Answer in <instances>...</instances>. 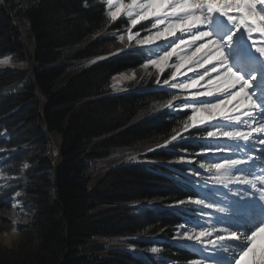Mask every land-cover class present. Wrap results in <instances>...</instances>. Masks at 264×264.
<instances>
[{"label":"trees","instance_id":"obj_1","mask_svg":"<svg viewBox=\"0 0 264 264\" xmlns=\"http://www.w3.org/2000/svg\"><path fill=\"white\" fill-rule=\"evenodd\" d=\"M106 13L105 0L0 2V55L31 62L30 68L0 66V171L4 176L0 230L13 224L10 196L14 192H23L22 206L29 215L18 223V243H0V264L158 262L150 252L131 251L128 243L103 247L106 253L97 255L89 251L94 247L88 248L95 236L126 238L144 249L159 243L172 264H184L195 256L172 241L139 238L145 233L172 236L191 206L173 212L169 205L196 194L186 181L168 175L170 170L163 164L123 162L120 157L89 187L90 161L114 150L125 151L123 156L137 153L139 158L168 161L181 149L194 154L205 143L198 140L204 130L182 132L189 112L164 107L171 93L154 86V77L131 82L127 91L113 92L111 77L128 68H135L140 76L143 56L139 49L110 53L115 35L127 29L120 20L127 19L121 17L113 26ZM141 24L143 28L137 25L133 30L148 31L150 24ZM91 58L95 59L63 80L76 61ZM177 131L186 138L156 147ZM52 136L59 140L55 161Z\"/></svg>","mask_w":264,"mask_h":264},{"label":"snow or ice","instance_id":"obj_2","mask_svg":"<svg viewBox=\"0 0 264 264\" xmlns=\"http://www.w3.org/2000/svg\"><path fill=\"white\" fill-rule=\"evenodd\" d=\"M106 3V16L110 24L115 26L119 18H127L126 21L121 19L120 23L127 24L129 45L134 42L143 47L154 45L158 41L167 45L166 50H162L154 58L146 59L142 67L151 66L156 69L157 86H161L160 75L171 68L170 77L164 79L162 84L171 89L185 90L192 98L181 102L182 109H190L192 113L184 122L182 131L187 132L197 125L212 128L207 131L206 137L215 142L203 146L200 154L211 155L221 161L209 165V171L214 170L216 175L205 179L201 174L204 165L193 167L194 161L188 152L178 153V159L174 161L187 165L189 171L185 178L188 186L194 189L204 188L209 180L212 185H222L225 188L232 184L236 188L231 190L236 191L237 195L243 192L244 196L264 203V171L257 174L255 170L257 163L264 158V0H106ZM217 15L231 28L223 40L216 39L207 27ZM150 18L154 21L151 28L156 31H150L143 37L140 32L133 31L137 25L143 28L141 22ZM178 32L186 35L187 39H180ZM240 33L244 34L255 53L254 60L242 58L249 65L248 71L235 69L224 54V47L230 46L234 36ZM253 34H259L261 39H254ZM169 37L177 38L169 40ZM119 39L124 41L125 36L120 35ZM174 56L177 63L169 64ZM198 68L203 69L202 74L195 72ZM182 69L194 72L195 78L186 79L182 83L175 82L178 76L185 75ZM200 97H212L215 102H205L198 99ZM175 100L177 97L174 95L165 107L175 111ZM221 123L223 127H218ZM185 138L177 131L170 140H165L163 145L156 147L165 148L170 143ZM226 141L239 142L241 147L233 151L226 146ZM233 156L237 158H231ZM24 167L27 168L28 165ZM21 198V192H14L10 196L12 206L16 207ZM206 199L188 195L186 199L175 200L169 207L177 212L182 211L184 206L198 205L203 206L202 214L209 215L226 211L218 203H206ZM204 210L211 212L205 213ZM198 227V231L195 228L192 231L183 230L182 238L200 245L203 253L209 249L214 250L225 242H232L230 246L235 249L234 264H264V250L259 253L255 250L257 236L264 233V222L249 232L234 231L229 227L211 230L202 225ZM237 244L243 246L237 247ZM158 251V247L151 248L152 253ZM194 264H208V261L203 256L194 261Z\"/></svg>","mask_w":264,"mask_h":264},{"label":"rangeland","instance_id":"obj_3","mask_svg":"<svg viewBox=\"0 0 264 264\" xmlns=\"http://www.w3.org/2000/svg\"><path fill=\"white\" fill-rule=\"evenodd\" d=\"M2 1L3 0H0V2H2ZM30 1H34V0H24L25 3H28ZM106 6H107V3H106ZM107 10H108V6H107ZM147 22L152 24L154 21L150 18ZM149 29L150 30L148 32L156 30V29H152L151 27ZM138 32H140V35L143 36L142 35L143 32L141 33L140 30H138ZM120 35H124L125 36V40L124 41H121L119 39ZM144 35H146V34H144ZM115 36H117L116 37V41L110 46V52L111 53H116V52H118L120 50H124V49H132V48L140 47L138 45H135L134 42H133L132 45L128 44L126 31L118 33ZM151 49L152 48H148V47H144L143 46L142 52L145 53L144 54V62L147 59L148 55L150 54ZM94 59L95 58L76 61V63L71 67V69L66 72L65 76L63 77V80L68 79L72 75V73H74L75 69H77V68H79L81 66L88 65ZM144 62H143V64H144ZM176 62H177V58L174 56L171 59L169 64H175ZM142 65L140 67V76L138 75V71L136 69H132V68L131 69L134 71V75L132 77H126L122 82H118V81L115 80L117 74L113 75L112 78H111V87H112L113 91L116 92V91H120V90H129L130 89L129 84L131 82H133V81H135V82L147 81L151 77H154V79L156 81V76H157L156 69L154 67H151V66L148 67V68H144V67H142ZM0 66L30 68L31 67V62L28 59H19V58H17L14 55H10V54H3L2 55L1 54L0 55ZM168 70H169L170 73H169V75L167 77L164 78L163 74L160 75L161 86H157L156 83L154 84V86L163 87L164 89L165 88L169 89L171 91V98L174 95L177 97V100L173 101L174 109H182L181 102L186 100V98L184 97V93L179 91L178 89H171L169 86H164L162 84L163 80L164 79H168L170 77V75H171L172 69L168 68L165 71H168ZM171 98L169 100H171ZM157 105H159V104L157 103ZM188 110H189V115H191L192 114L191 110L190 109H188ZM186 120H187V118L185 119V121ZM204 127H206V126L205 125H197L196 127L190 128L187 131L196 130V129L204 128ZM210 130H211V128L207 127L206 131H210ZM202 139L206 141L207 145L215 142L211 138H207L206 135ZM52 140H53V143H55V145L59 146V140H58V138L56 136H52ZM173 143H175V142H173ZM163 144L164 143H162L160 145H163ZM150 149H155V148H150ZM167 151L171 152L170 150H167ZM182 152H188L190 154V158L193 159V161H194L193 167L199 168V166L201 164L204 165V168L201 169V174H202V176L205 179H209V177L216 175L214 170H212L211 172L209 171V165L214 164V163H218L219 162L218 158L213 157L211 155H202V154H200V150L197 151V154H192L188 150H185V149H182V150L178 151V153H182ZM125 153L126 152L123 151V150H114V151L108 153L107 155H104L103 157H99V158L91 160L90 164H91V170H92L91 172L92 173L90 175L91 179H90V182H89V187L93 188L96 185V183L99 181V179L103 176V171L106 169V167L113 160L119 159L120 157H123V158H120L123 162L130 161L131 160L130 158H135V160H137V161H148V162H157V163H160V164H164L167 168L172 170L173 173L171 175L180 177L178 169L174 166V164H175L174 161H176L178 159V156L175 157V158H172V159H170L168 161H163V160H155V159H152V158H149V157H147V158L146 157L145 158H139V155L137 153L127 154V155L123 156ZM52 154H53V161H55V159L57 158V155H55V153H54V144H53ZM199 155H201L200 158L198 157ZM2 178H4V176L2 175V173L0 171V186L3 183L2 182ZM202 183H203V181H202ZM229 185H228V188H225L222 185L221 186L212 185L210 180H209V183L204 188L201 187V188H197V189L199 190V192L203 196L204 195L206 196V197L204 196L205 198H208L209 200H212V202L216 203V200L218 198L222 199L224 197V191L231 192V188H232L233 185H231V186H229ZM221 189H222V191H221ZM20 192L23 194L22 191H20ZM147 203L150 204V205L155 204V202H153V201H148ZM196 207H198L199 210L198 211H191L190 216H188L187 222L186 223H181L178 226L183 225V227H185V228L195 227L197 229V228H199L198 225H202V226L208 228L209 225L215 224L216 221L220 218L219 214H216V215L202 214V209L203 208H201V207H199L197 205H196ZM204 212L208 213V212H211V210H204ZM11 216L13 218V222H12L13 224H12L11 228L0 230V232H2V231H11L12 232V236H11V238H10V240L8 242L7 241L4 242V241L0 240L1 244L7 245V246H12V245L18 243V240L20 238V231L17 228L18 223L20 221L27 220L28 217H29L28 212L22 206L21 199H19L18 204H17L16 207L12 206ZM177 227L175 228V231L177 230ZM175 231H174V235H175ZM139 238L140 239H144V240H149V239H153L154 236L152 234L145 233L142 237H139ZM173 239H174V237H173ZM179 242H181V241H179ZM126 243L129 244L128 245V249H130L131 251H133V252L139 251V252H141L143 254H145L147 252L152 253L151 252V248L154 247V246L158 247L159 251L157 253H152V254H154L156 256V259L158 260L157 264H171L170 260L165 255L162 254V245L157 244V243L152 244L147 249H144V248H139L136 245L130 243V241H127L126 238H117V237L106 238V237H102V236H95V237H93L90 240V242L88 244V248L94 247V248H91L89 251L90 252H95L97 255L103 256L106 253V251H107L103 247L113 248V247H117L118 245H125ZM259 245L262 246V248H263L264 247V240L262 242H260ZM99 247H102V248H99ZM227 247H228L227 244H226V248H225L224 245L216 246L217 249H227ZM210 250L211 249H209L207 251H210ZM213 251L214 250H211L210 252H213ZM193 261H194V259L189 261L188 264H194V263H192Z\"/></svg>","mask_w":264,"mask_h":264},{"label":"bare ground","instance_id":"obj_4","mask_svg":"<svg viewBox=\"0 0 264 264\" xmlns=\"http://www.w3.org/2000/svg\"><path fill=\"white\" fill-rule=\"evenodd\" d=\"M208 29L213 33L214 37L219 40H223L224 36L229 34L231 28L230 25L226 23L224 19H222L220 16H216L210 24L207 26ZM156 31V30H155ZM149 34V33H148ZM147 35V34H146ZM258 35V34H257ZM144 36V35H143ZM141 36V37H143ZM177 36L180 39H187L186 35H181L179 32L177 33ZM177 37H169V40H176ZM253 38H257L256 35H253ZM245 46H248L247 51H241L244 49ZM148 48H152L150 51V54L148 55V58H154L157 54H159L162 50H166L167 45L163 41H158L154 45H148L144 46ZM194 50V49H193ZM247 52H253L251 48L249 47V43L246 40V37L244 34L240 33L234 36L233 42L230 46L224 47V54L229 60V64L231 66H234L235 69L240 71H248L249 65L245 64L243 62V57L245 56V53ZM249 60H254L255 57H247ZM171 61V60H170ZM169 61V63H170ZM177 63V62H176ZM205 67H209V65H205ZM182 71H185L184 76H178L176 78L177 83H182L186 79L195 78L194 72H187L186 69H182ZM195 72L203 73V69H195ZM115 75V74H114ZM134 75V71L129 68L121 73H117V76L115 78L116 81L122 82L126 77H132ZM171 83V81H170ZM204 83V82H201ZM179 91L184 93V97L186 100H191L192 98L188 96V92L185 90L178 89ZM195 89H193L194 91ZM223 98L222 96L220 97ZM198 99H202L205 102H215V99L212 97H200ZM218 127H223V124L217 125ZM212 130V128H211ZM226 146L230 147L235 151L237 148L241 147V144L239 142H227ZM228 154H225L227 156ZM242 155V154H241ZM231 158H237L236 156H233ZM221 162L220 160H218ZM264 165V158H262L261 161L257 163L255 166V170L257 171V174H260L261 171H264L262 167ZM230 184L229 186H231ZM221 186V185H217ZM221 188V187H220ZM236 188V186H232L231 189ZM230 189V188H229ZM228 189V190H229ZM222 191V189H221ZM20 192V191H19ZM227 197H225L223 200L217 199L216 203L220 204L222 207L226 209L223 213H218L220 218L216 221L215 224H212L208 226V229L211 230L212 228L220 229L222 227H229L234 231H244L249 232L254 227H256V222L259 223L264 222V217L262 218V214L264 213V203L259 202L256 199H252L250 197H246L243 195V192H240L239 195L236 194V191L231 190V192L226 193ZM241 196V197H240ZM200 198H205L202 194L199 195ZM196 198V197H194ZM206 203L208 201L206 200ZM255 204V205H254ZM255 206V207H254ZM253 210L250 214L249 211ZM260 220V221H259ZM255 223V224H254ZM251 224H254L251 227ZM251 227V228H250ZM195 227H189V228H181V226L177 227V230L175 231V235L173 236L174 239L181 241L186 246L190 247L191 249L195 250L199 257L195 258L194 261L199 260L203 256H205L206 260L208 261V264H234V257H235V249L232 248L230 245L232 242H225L222 245L225 246L228 245L227 250L225 249H217L215 248L213 252L201 251V246L198 244H194L192 242L183 240L182 233L183 230L192 231ZM196 231L199 230V228H195ZM12 236L11 231H2L0 232V240L4 242H8ZM260 243H255V250L257 253L264 250V247L259 245ZM242 244H237V247H242ZM194 261L192 263H194Z\"/></svg>","mask_w":264,"mask_h":264},{"label":"water","instance_id":"obj_5","mask_svg":"<svg viewBox=\"0 0 264 264\" xmlns=\"http://www.w3.org/2000/svg\"><path fill=\"white\" fill-rule=\"evenodd\" d=\"M14 22H15V24H17L19 26V28L21 29L22 33L25 34L24 33V29L21 26V24L16 22V20H14ZM30 50H31L32 54H34V46L31 43H30ZM44 129L47 130V124L46 123L44 124ZM53 144H54V153H55V155L58 156L59 155V146L55 145V143H53Z\"/></svg>","mask_w":264,"mask_h":264}]
</instances>
